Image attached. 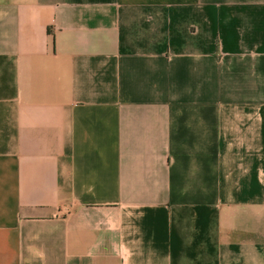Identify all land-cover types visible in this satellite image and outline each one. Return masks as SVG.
Wrapping results in <instances>:
<instances>
[{"label":"crops","instance_id":"obj_1","mask_svg":"<svg viewBox=\"0 0 264 264\" xmlns=\"http://www.w3.org/2000/svg\"><path fill=\"white\" fill-rule=\"evenodd\" d=\"M0 264H264V0H0Z\"/></svg>","mask_w":264,"mask_h":264}]
</instances>
